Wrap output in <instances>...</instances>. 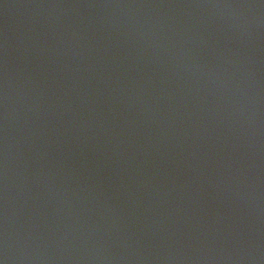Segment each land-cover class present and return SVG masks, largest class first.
I'll list each match as a JSON object with an SVG mask.
<instances>
[{
	"label": "water",
	"instance_id": "obj_1",
	"mask_svg": "<svg viewBox=\"0 0 264 264\" xmlns=\"http://www.w3.org/2000/svg\"><path fill=\"white\" fill-rule=\"evenodd\" d=\"M0 264H264V0H0Z\"/></svg>",
	"mask_w": 264,
	"mask_h": 264
}]
</instances>
